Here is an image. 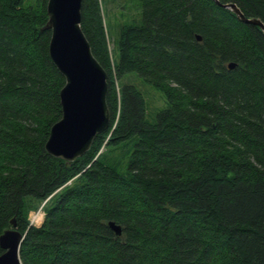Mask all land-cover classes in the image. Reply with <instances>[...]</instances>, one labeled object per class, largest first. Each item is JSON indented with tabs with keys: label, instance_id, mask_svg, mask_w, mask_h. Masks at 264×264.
Returning <instances> with one entry per match:
<instances>
[{
	"label": "trees",
	"instance_id": "1",
	"mask_svg": "<svg viewBox=\"0 0 264 264\" xmlns=\"http://www.w3.org/2000/svg\"><path fill=\"white\" fill-rule=\"evenodd\" d=\"M137 1L112 66L99 0H81L109 123L67 162L43 149L63 83L47 53L46 0H0V233L13 219L20 264H264V36L221 6L264 25V0ZM131 73L165 98L151 122L121 81ZM104 139L130 143L123 171L107 148L97 153Z\"/></svg>",
	"mask_w": 264,
	"mask_h": 264
},
{
	"label": "water",
	"instance_id": "2",
	"mask_svg": "<svg viewBox=\"0 0 264 264\" xmlns=\"http://www.w3.org/2000/svg\"><path fill=\"white\" fill-rule=\"evenodd\" d=\"M215 1V0H214ZM81 0H46V21L49 30L47 53L63 78L58 91L60 117L53 122L43 144L45 152L64 161H72L88 150L96 134L109 123L106 104V73L90 52L80 27ZM243 23L257 26L264 36V25L257 18L245 17L235 4H223ZM199 40V36H195ZM233 62L227 63L232 68ZM118 236L119 225L108 221ZM23 235L10 227L0 233V264H20L18 250Z\"/></svg>",
	"mask_w": 264,
	"mask_h": 264
},
{
	"label": "rangeland",
	"instance_id": "3",
	"mask_svg": "<svg viewBox=\"0 0 264 264\" xmlns=\"http://www.w3.org/2000/svg\"><path fill=\"white\" fill-rule=\"evenodd\" d=\"M99 7L102 16V23L104 25V35L106 38L107 53L113 66V57L115 56V50L113 49V40L116 38L119 29L123 25L135 24L139 22V6L137 0H99ZM122 82L132 83L141 93L144 102L145 118L150 122L154 119V113L158 109L164 108L166 106V101L163 94L155 87L142 81L141 77L131 73L126 78L121 79ZM114 88L117 92L118 81L114 80ZM152 116V118H151ZM106 139V138H105ZM105 139L98 149L104 151L109 156L118 158L120 160V165L118 166L119 171H123L126 156L121 157V150L129 146L127 143L124 146H118L116 148L110 149L108 147H103ZM120 153V154H119ZM42 201L39 203L35 210H29L27 213L28 223L34 226H38L44 216V207H46L49 202L44 203Z\"/></svg>",
	"mask_w": 264,
	"mask_h": 264
}]
</instances>
